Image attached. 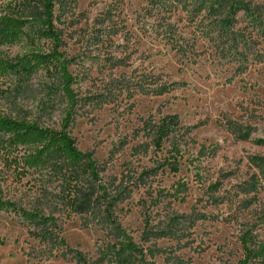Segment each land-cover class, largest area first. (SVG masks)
I'll use <instances>...</instances> for the list:
<instances>
[{"label":"rangeland","instance_id":"rangeland-1","mask_svg":"<svg viewBox=\"0 0 264 264\" xmlns=\"http://www.w3.org/2000/svg\"><path fill=\"white\" fill-rule=\"evenodd\" d=\"M28 1L0 0L3 60L54 47ZM53 1L101 179L0 133V264H264V0ZM57 72L0 74V116L60 130Z\"/></svg>","mask_w":264,"mask_h":264},{"label":"trees","instance_id":"trees-1","mask_svg":"<svg viewBox=\"0 0 264 264\" xmlns=\"http://www.w3.org/2000/svg\"><path fill=\"white\" fill-rule=\"evenodd\" d=\"M29 1L24 3L27 9L30 7ZM34 1L38 2V4L42 6V13L39 14L38 19H36L42 26L40 36L41 38L53 41L54 47L49 53H43L42 51L32 52L28 57L22 59L21 61L14 62L0 58V74L12 72L30 74L34 70L39 69L46 64L54 62L57 63V78L61 93L67 104L66 117L63 119L61 129L53 131L42 128L36 123L18 121L0 116V133L11 134L13 139L21 145L35 147L36 153L31 161L32 165H43V161L46 157H50V159H54L55 161L65 160L68 162L70 167L74 169L77 168L76 170L78 174H82L84 171L94 182H98L101 179L99 167L90 154L82 153L77 149L75 141L69 131V127L74 121L75 106L77 104V95L73 88L77 79L69 70V60L59 51L60 39L55 29L54 1ZM242 5V10L248 11L249 7L247 4ZM235 6L236 2L231 1V5L229 6L231 15L236 13L237 9ZM31 20L32 19H21L20 17L10 16L7 18L6 22H9L10 28L13 32H15L14 38H19L18 32L23 27H26ZM223 22L229 24V19L226 18ZM260 23L264 24V19H262ZM262 33H264V31H262ZM1 37L4 39L1 41L0 45L5 42H9L11 39L10 36L2 32L0 26V38ZM262 142H264V140ZM79 169H82L83 171ZM91 194L93 196L95 194V190L92 189ZM91 198L92 197H90V199ZM28 218L34 220L36 219V216L30 213Z\"/></svg>","mask_w":264,"mask_h":264}]
</instances>
